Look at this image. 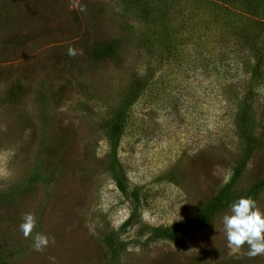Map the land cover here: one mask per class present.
<instances>
[{
    "label": "rangeland",
    "instance_id": "374dc122",
    "mask_svg": "<svg viewBox=\"0 0 264 264\" xmlns=\"http://www.w3.org/2000/svg\"><path fill=\"white\" fill-rule=\"evenodd\" d=\"M236 10L246 21L226 26L198 0H0V264H264L227 246L230 208L176 239L143 227L193 216L238 172L241 196L264 177L262 15ZM255 200L264 211V187ZM37 233L55 243L33 250Z\"/></svg>",
    "mask_w": 264,
    "mask_h": 264
},
{
    "label": "trees",
    "instance_id": "16d2710c",
    "mask_svg": "<svg viewBox=\"0 0 264 264\" xmlns=\"http://www.w3.org/2000/svg\"><path fill=\"white\" fill-rule=\"evenodd\" d=\"M206 8H209L211 5L216 7H224L225 12H220L222 22L227 26L230 21L233 20V22L238 21L241 23L243 20L246 21L245 16L236 10V8L242 7L246 11H249V24L253 25L252 23V17L253 15L260 14L262 17L260 18L262 21L260 23V26H257L259 28H262V30H257V34L264 33V0H198ZM137 11H139L142 15L144 14L145 9L143 8H137ZM241 13V14H239ZM257 13V14H255ZM237 16V18H236ZM259 16V15H257ZM236 28L238 29V26L236 24ZM161 35V43L164 48L170 50L171 56H175L179 53L180 50L177 49V45L172 43L171 45H166V35ZM149 41L151 40V37L147 38ZM260 43V42H259ZM257 46V44H255ZM263 48H260L261 51L256 50L257 48H254L255 54H260L257 56L256 61V68H260L263 66V59H264V45ZM107 50V48H106ZM105 50V51H106ZM108 50H111L108 49ZM184 51V50H183ZM261 52V53H260ZM178 57V56H177ZM257 76V75H256ZM138 93H134L133 96L136 97ZM135 99V98H133ZM133 103V100L130 99L129 101H126L120 111L117 113L113 121L111 122L110 126V134L112 135V138L114 140V143L121 137L123 134L124 127L126 125L128 116L127 115V108H129L130 104ZM244 134V133H243ZM239 173V172H238ZM238 173H236L233 177V179L230 181V183L225 184L221 188H219L216 193H214L209 198L205 199L202 203H200L193 216H189L186 218H182L181 220L175 221L172 224L169 225H160V226H143L145 229H147V241H153L158 239H176L183 235H185L188 231H191L195 229L197 226L206 223L211 218H213L218 212L221 210L230 208L231 204L238 201L240 197H248L251 196L253 199H255L259 193V191L264 187V177L258 180L255 184L252 185V187L249 189V191L244 195H239L236 190L233 187V183H235L236 178L238 176ZM133 211L130 215V217L124 222V225H122V230L126 228V226L130 225L133 226L137 224L138 222V212H139V203H140V196L137 192L134 193L133 196ZM120 232L121 231H112L110 234L107 235L106 240L109 246V250L112 251V255L116 254L118 251L123 249L125 247L124 241L120 239Z\"/></svg>",
    "mask_w": 264,
    "mask_h": 264
},
{
    "label": "clouds",
    "instance_id": "9594fccd",
    "mask_svg": "<svg viewBox=\"0 0 264 264\" xmlns=\"http://www.w3.org/2000/svg\"><path fill=\"white\" fill-rule=\"evenodd\" d=\"M79 11H86V6L75 5ZM69 56L82 55V49L69 46L67 50ZM36 216L32 212L23 215L20 230L25 238L32 235L36 227ZM223 229L226 235L227 246L233 250H240L245 244L248 245L246 255L254 258L264 255V211L257 207V202L251 196L240 197L238 201L230 206V214L222 217ZM55 243V239L46 234L37 233L33 238V250L43 252L49 244ZM55 261V257H51Z\"/></svg>",
    "mask_w": 264,
    "mask_h": 264
}]
</instances>
